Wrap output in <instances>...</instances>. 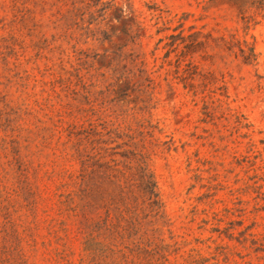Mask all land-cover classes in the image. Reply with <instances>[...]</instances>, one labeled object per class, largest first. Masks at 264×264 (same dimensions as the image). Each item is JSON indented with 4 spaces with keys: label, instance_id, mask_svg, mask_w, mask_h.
Returning a JSON list of instances; mask_svg holds the SVG:
<instances>
[{
    "label": "rangeland",
    "instance_id": "374dc122",
    "mask_svg": "<svg viewBox=\"0 0 264 264\" xmlns=\"http://www.w3.org/2000/svg\"><path fill=\"white\" fill-rule=\"evenodd\" d=\"M70 129L93 223L135 159L159 194L88 253L59 230ZM0 264H264V0H0Z\"/></svg>",
    "mask_w": 264,
    "mask_h": 264
},
{
    "label": "trees",
    "instance_id": "16d2710c",
    "mask_svg": "<svg viewBox=\"0 0 264 264\" xmlns=\"http://www.w3.org/2000/svg\"><path fill=\"white\" fill-rule=\"evenodd\" d=\"M81 134H85L83 138L78 137ZM73 136L78 139L72 144V153L65 154L63 158L69 161L66 156H70L69 158L79 163L80 168L76 174L68 170L63 172L58 196L61 214L65 220L60 222L59 230L66 234L68 232L66 221L70 218L75 219L77 233L83 236L84 251L88 253L94 241L92 235L96 228L105 226L107 221H110V230L114 232L115 229L121 228L123 223L122 231L130 238L131 232L140 231L139 215L144 214V218L156 216L160 201L153 175L141 158L135 159L133 167L129 166L124 172H118L119 175L116 172L110 174L111 190L108 195L109 205L106 218L93 223L92 218L89 217L90 202L88 199L92 194L91 175L95 165L94 140L88 132L78 133L70 129L68 142ZM83 142L85 147L84 151H81ZM64 238L59 239L62 241ZM61 256L62 261H67L65 252H62Z\"/></svg>",
    "mask_w": 264,
    "mask_h": 264
}]
</instances>
